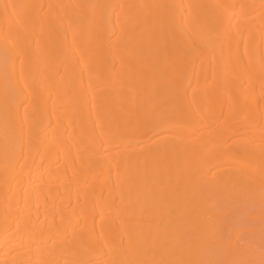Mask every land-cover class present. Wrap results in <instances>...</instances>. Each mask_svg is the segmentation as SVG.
<instances>
[{
    "label": "bare ground",
    "instance_id": "obj_1",
    "mask_svg": "<svg viewBox=\"0 0 264 264\" xmlns=\"http://www.w3.org/2000/svg\"><path fill=\"white\" fill-rule=\"evenodd\" d=\"M214 192L263 212L264 0H0V264H264Z\"/></svg>",
    "mask_w": 264,
    "mask_h": 264
},
{
    "label": "rangeland",
    "instance_id": "obj_2",
    "mask_svg": "<svg viewBox=\"0 0 264 264\" xmlns=\"http://www.w3.org/2000/svg\"><path fill=\"white\" fill-rule=\"evenodd\" d=\"M244 39V38H243ZM10 76V74H9ZM8 75L6 77H9ZM45 82V86L46 89L49 90V88L53 85L52 81L49 79L44 80ZM88 86H93L91 85V83ZM98 88H94L93 92L96 91ZM104 90L106 89V87L104 86L103 88ZM73 92V94L71 93L69 95V97H75L74 95H76L77 91L75 88L71 89L70 87L65 88L64 92ZM90 93V92H89ZM48 104V105H47ZM46 105L49 107V111H51V109L53 108V98H50L49 102ZM102 124V123H101ZM101 184L103 182H100ZM103 185V184H102ZM223 194H217L216 192H214V197L215 200L217 199V201L215 202V205L211 208H209L207 211H213V213L215 214H219L220 212H228L229 216L226 217L225 223L227 222L228 225L230 226V228H234V229H242V233L240 237L241 241L240 243L244 244L245 243H252V245H254L253 248H255L257 250V252H264L263 248L262 249H257L259 246H262L263 242H264V234L263 235H259L262 234V232L264 233V209L263 212L261 210V207L259 208L258 206L255 207L252 204L246 202V201H240V203L238 202H229L228 200L226 201V199H224ZM120 210V212H117L118 214H125L120 208H117V205H113L112 206V211L115 210ZM174 215H175V219L179 216L178 210L175 208H173ZM218 223L222 224L224 223V221L219 218L217 220ZM251 230V231H250ZM255 230L257 231V234H255ZM261 231V232H260ZM230 237V235H228ZM228 236H226L225 239L228 238ZM261 236V238H260ZM263 237V238H262ZM263 241V242H262ZM239 243V245H241ZM255 243V244H254ZM262 243V244H261ZM264 245V244H263ZM260 250V251H259Z\"/></svg>",
    "mask_w": 264,
    "mask_h": 264
}]
</instances>
